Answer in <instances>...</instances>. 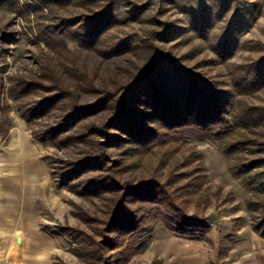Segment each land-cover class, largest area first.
I'll list each match as a JSON object with an SVG mask.
<instances>
[{
	"label": "rangeland",
	"instance_id": "1",
	"mask_svg": "<svg viewBox=\"0 0 264 264\" xmlns=\"http://www.w3.org/2000/svg\"><path fill=\"white\" fill-rule=\"evenodd\" d=\"M112 1L117 11L106 16ZM104 17L109 21L93 43L80 44L69 36L57 43L61 19L70 21L75 33L84 34ZM45 31L52 40L42 36ZM152 44L179 69L229 90L238 100L239 116L244 106L264 109V75L257 79V70H249L246 81L241 72L253 63L264 65V0H0V264H173L185 242L184 250L197 243L196 250L205 254L208 264L259 262L264 237L253 225L264 217V116L253 122L245 114L225 137V143L243 141L230 149V157L220 140L191 135L181 150L168 141L146 152L119 142L126 133L117 128L106 130L112 140L93 135L115 144L109 153L121 169L127 165L126 180L148 181L155 172L165 177L175 164L177 173H186L200 164L199 158L206 167L204 188L211 197L204 210L206 239L181 236L155 222L142 238L143 248L132 254L121 233L104 236L100 221L107 217L111 192L93 194L81 185L82 179L67 172L89 149L88 140L63 138L58 143L33 135V130L48 131L61 123L64 105L39 112L32 124L21 114L35 109L43 96L36 91L18 100L17 87L23 80L31 82L52 70L82 104L91 105L106 89L114 90L147 67ZM150 80L165 93L158 76ZM150 91L149 86L129 108L140 124L148 123L141 112L152 106ZM110 113L102 111L85 123L99 125ZM149 125L157 128L156 123ZM159 128L164 137L167 128ZM73 129L71 133L79 125ZM245 163L251 169L243 174L238 166ZM186 181L182 178L179 184ZM122 221L118 218L115 226ZM110 239L121 245L113 248Z\"/></svg>",
	"mask_w": 264,
	"mask_h": 264
},
{
	"label": "trees",
	"instance_id": "2",
	"mask_svg": "<svg viewBox=\"0 0 264 264\" xmlns=\"http://www.w3.org/2000/svg\"><path fill=\"white\" fill-rule=\"evenodd\" d=\"M116 11L115 2L112 1L107 13L104 14L113 15ZM107 20L109 21L106 17L102 21L95 20V24H91L84 34L83 31L77 34L74 32L77 29H73L70 21L61 19L60 25L57 26V43L66 41L69 36L76 40L78 38L80 44H91L96 40V34ZM49 34L51 33L47 31L45 34L42 33L47 42ZM150 54L147 67L142 68L128 81L117 84L114 90L106 89L98 102L91 105L82 104L78 95L68 87H64L52 70L43 72L39 78L31 82L23 80V83L17 87L19 93L16 97L19 100L21 96L36 91L39 94L43 92L42 99L35 109H31L30 113L21 111L29 124L34 122L39 112L44 114L57 105H64L66 112L61 123L48 131L33 130V135L40 141L57 140L58 143H62L63 138L88 140L89 149L83 157L70 163L73 167L67 172L71 173L73 179H82L86 185H83L84 183L81 185L86 186L85 189H93V194L111 192L107 217L100 221L106 228L107 233L105 232L104 236L109 239V232L121 233L120 238L127 240L125 249L129 248L132 254L143 248L142 238L152 231L155 222H162L167 229L181 236L206 239L209 224L206 222L204 210L211 200L210 194L204 188L206 167L201 164L199 158L200 164L186 173H177L178 164H175L165 177L155 172L148 181L138 180L137 183L126 180L123 170L127 165L121 169V164H116V159L111 152L109 153L110 148L115 144L107 141L112 140L113 136L106 130L117 128L125 132L126 136L118 137L119 142L132 147L138 146L145 152L154 144H164L168 141L178 144L175 149L181 150V147L185 146L183 141L190 135L199 140H220L223 152L230 157V149L240 147L243 141L238 139L225 143V137L245 120V114L251 116L253 122L264 116V109L247 106L242 109L243 116H239L238 100L229 90H219L199 74L187 69H179L177 62L162 52L157 45H150ZM263 69L262 62L259 66L258 63H253L241 70L246 73L242 79L247 81L249 70H257L258 74L255 75L258 79L257 75H264ZM157 76L160 84L165 88V93L162 87H157L159 85L157 82L150 80ZM147 85L151 88L148 94L153 99V103L151 107L141 112L142 118L148 123L140 124L129 108L134 100L140 98L141 92L147 90L149 87ZM102 111H110V117L103 119L99 125L85 123L86 119ZM150 123H156L157 128L150 127ZM76 125H79V130L71 133ZM160 126L167 128L164 137L163 133H160V130H163L159 128ZM99 134H105L107 140L93 138V135ZM133 148L130 149L132 151L136 149ZM190 156L188 154L187 158ZM192 161L187 165H191ZM238 168L242 173L251 169L247 163L240 164ZM182 178L187 181L179 184ZM190 207H194L195 211L191 212ZM118 218H122L123 221L121 226L117 227L115 225ZM114 228H117V231ZM253 229L264 237V217L261 223L253 225ZM110 242L113 248L119 245V241ZM89 244L96 245V241H91ZM95 250H98L97 245ZM96 253L98 254V251ZM130 257L131 255H128V258Z\"/></svg>",
	"mask_w": 264,
	"mask_h": 264
},
{
	"label": "crops",
	"instance_id": "3",
	"mask_svg": "<svg viewBox=\"0 0 264 264\" xmlns=\"http://www.w3.org/2000/svg\"><path fill=\"white\" fill-rule=\"evenodd\" d=\"M184 246H187L186 242L181 248L182 250H179L178 254L173 259L174 262L177 261L175 262V264H208L205 254L202 251L196 250L197 247L199 246L197 243L194 244L189 243L186 250H184L185 249ZM257 256H259L256 258L257 260H259L257 264H264V253L259 254Z\"/></svg>",
	"mask_w": 264,
	"mask_h": 264
}]
</instances>
